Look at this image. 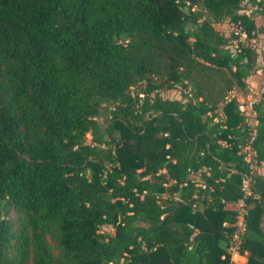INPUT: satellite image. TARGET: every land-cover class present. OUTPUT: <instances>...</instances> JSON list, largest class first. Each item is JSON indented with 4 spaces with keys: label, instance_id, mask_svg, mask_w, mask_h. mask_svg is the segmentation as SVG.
<instances>
[{
    "label": "trees",
    "instance_id": "16d2710c",
    "mask_svg": "<svg viewBox=\"0 0 264 264\" xmlns=\"http://www.w3.org/2000/svg\"><path fill=\"white\" fill-rule=\"evenodd\" d=\"M253 36L264 0H0V264H229L249 168L225 96L264 66ZM252 107L238 253L264 264V92Z\"/></svg>",
    "mask_w": 264,
    "mask_h": 264
},
{
    "label": "built area",
    "instance_id": "2783aa9c",
    "mask_svg": "<svg viewBox=\"0 0 264 264\" xmlns=\"http://www.w3.org/2000/svg\"><path fill=\"white\" fill-rule=\"evenodd\" d=\"M245 37L244 33H239V39ZM264 37V36H263ZM258 38H261L258 37ZM257 37L253 36L250 38L249 42L253 47H256L258 50H264L261 46V40ZM264 92V80L262 84L259 85L256 89L249 91L236 98L235 96L230 95V93L225 96V101H228L230 98L234 97L236 101V109L239 115L242 116V122L246 126V132L243 136H239V141L235 143L236 153L241 156L242 160L248 165V172L243 173L240 177L239 181V190L241 195L236 200L229 202L226 206L232 208L234 210V222L233 228L230 234V241L228 243L225 254L228 255L229 264H240L237 262H231V256H242V254L238 253V247L240 244V234L243 232L245 228L244 217L246 214V200L251 197H255L250 190V186L252 183V168L255 163L256 152L253 148L252 141L254 136V126L256 124L255 112L253 110V104L255 101L262 95ZM213 120L216 122H220L221 124L225 120V114L222 110V105L219 104L214 110ZM223 126V125H221ZM227 139H232L230 135H227L225 139L219 140V144L223 147L229 148L231 146V142ZM196 186L203 187L204 184L200 182L195 183ZM193 198H196L193 196ZM194 204L192 207L194 208ZM224 257V254L220 256ZM243 257V256H242Z\"/></svg>",
    "mask_w": 264,
    "mask_h": 264
},
{
    "label": "rangeland",
    "instance_id": "374dc122",
    "mask_svg": "<svg viewBox=\"0 0 264 264\" xmlns=\"http://www.w3.org/2000/svg\"><path fill=\"white\" fill-rule=\"evenodd\" d=\"M214 28H216V30L224 34H229L233 30L231 24H229L226 21H223L219 24L214 25ZM261 46L264 48V39L261 40ZM258 66L260 67L256 70L254 74L255 75V83H254L255 87H249V88H252V90H254L256 87L261 85L262 81L264 80V66H263L262 61H260V59H258ZM240 92L242 93V91L235 88L230 92V95L232 94L234 96H239ZM88 140H89V135L87 134L86 141ZM230 260L231 262H239L240 259L237 256L233 255L231 256Z\"/></svg>",
    "mask_w": 264,
    "mask_h": 264
},
{
    "label": "crops",
    "instance_id": "0c3cea01",
    "mask_svg": "<svg viewBox=\"0 0 264 264\" xmlns=\"http://www.w3.org/2000/svg\"><path fill=\"white\" fill-rule=\"evenodd\" d=\"M260 37V36H259ZM256 72V71H255ZM255 73H253V75L251 76V79H250V81L248 82V84H247V86H246V89H248L246 92H240V94H239V96H235L236 98H239L240 96H243L244 94H246L248 91H249V89H252V88H249V87H255V85H254V83H255V75H254ZM257 88V87H256ZM255 88V89H256ZM232 95V94H231ZM232 96H234V95H232ZM240 260H239V262H237V263H240V264H242V262H243V260H244V258L242 257V256H237Z\"/></svg>",
    "mask_w": 264,
    "mask_h": 264
}]
</instances>
